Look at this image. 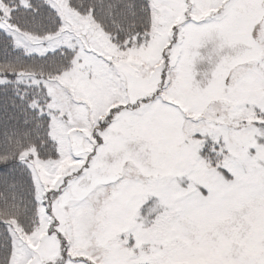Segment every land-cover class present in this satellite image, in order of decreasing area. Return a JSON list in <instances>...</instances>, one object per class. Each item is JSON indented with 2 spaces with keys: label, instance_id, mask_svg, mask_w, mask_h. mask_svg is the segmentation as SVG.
Segmentation results:
<instances>
[{
  "label": "snow or ice",
  "instance_id": "6c2138e0",
  "mask_svg": "<svg viewBox=\"0 0 264 264\" xmlns=\"http://www.w3.org/2000/svg\"><path fill=\"white\" fill-rule=\"evenodd\" d=\"M0 264H264V0H0Z\"/></svg>",
  "mask_w": 264,
  "mask_h": 264
}]
</instances>
